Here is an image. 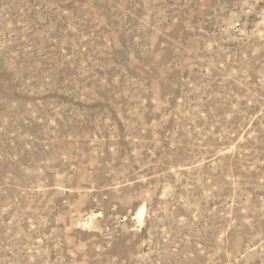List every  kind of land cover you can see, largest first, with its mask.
I'll return each instance as SVG.
<instances>
[{
  "label": "rangeland",
  "instance_id": "374dc122",
  "mask_svg": "<svg viewBox=\"0 0 264 264\" xmlns=\"http://www.w3.org/2000/svg\"><path fill=\"white\" fill-rule=\"evenodd\" d=\"M0 264H264V0H0Z\"/></svg>",
  "mask_w": 264,
  "mask_h": 264
},
{
  "label": "bare ground",
  "instance_id": "6f19581e",
  "mask_svg": "<svg viewBox=\"0 0 264 264\" xmlns=\"http://www.w3.org/2000/svg\"><path fill=\"white\" fill-rule=\"evenodd\" d=\"M141 213H142V210L140 211V213H139V214L141 215Z\"/></svg>",
  "mask_w": 264,
  "mask_h": 264
}]
</instances>
